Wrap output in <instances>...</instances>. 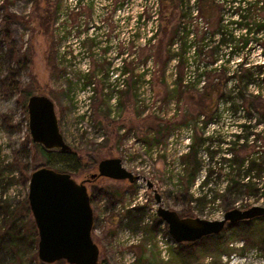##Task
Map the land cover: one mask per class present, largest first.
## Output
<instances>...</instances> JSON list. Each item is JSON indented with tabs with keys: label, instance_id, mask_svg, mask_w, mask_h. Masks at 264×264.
Masks as SVG:
<instances>
[{
	"label": "rangeland",
	"instance_id": "obj_1",
	"mask_svg": "<svg viewBox=\"0 0 264 264\" xmlns=\"http://www.w3.org/2000/svg\"><path fill=\"white\" fill-rule=\"evenodd\" d=\"M192 5V0H0V236L12 224L8 216L30 227L35 222L28 209L29 181L36 168L49 163L31 138L26 92L45 93L55 102L66 141L85 160L84 168L70 172L77 181L110 157H120L141 175L134 183L101 178L89 185L100 264H264V219L227 224L192 246L176 243L157 214L154 189L163 206L184 216L214 220L236 207L264 206V165L261 179L256 173L248 178L239 163L232 168L223 159L233 158L231 141L239 139L240 125H253L256 139H240L236 146L239 162L264 163V108L252 104L257 94L250 90L259 87L264 101V82L245 86L242 79L263 58V35L255 34L240 67L227 43V67H213L204 79L203 58L192 57V45L202 46L207 23L235 28L240 5L199 0L202 12ZM255 12L249 10L248 17ZM242 36L249 34L243 29ZM192 63H198L194 72ZM220 133L215 142L223 153L217 160L203 147L197 151L201 166L182 159L188 139ZM211 165L213 182L203 187ZM252 183L262 186L257 193L249 190L256 188ZM115 193L120 196L113 198ZM2 242V264H45L38 243Z\"/></svg>",
	"mask_w": 264,
	"mask_h": 264
},
{
	"label": "water",
	"instance_id": "obj_2",
	"mask_svg": "<svg viewBox=\"0 0 264 264\" xmlns=\"http://www.w3.org/2000/svg\"><path fill=\"white\" fill-rule=\"evenodd\" d=\"M28 126L33 142L45 150L71 151L60 127L55 102L45 93L28 96ZM105 177L134 183L140 174L126 168L120 157L102 159L97 172L77 181L70 172L48 165L36 168L29 181L28 200L38 229V257L47 264L65 260L69 264H100V248L92 236L94 209L87 183ZM149 188L154 189L149 182ZM159 204L157 214L169 228L176 243L196 242L220 234L227 224L264 216V206L233 208L221 219L183 216L162 204L160 193L154 189Z\"/></svg>",
	"mask_w": 264,
	"mask_h": 264
},
{
	"label": "trees",
	"instance_id": "obj_3",
	"mask_svg": "<svg viewBox=\"0 0 264 264\" xmlns=\"http://www.w3.org/2000/svg\"><path fill=\"white\" fill-rule=\"evenodd\" d=\"M259 1H256V3H250V7L248 8V10L250 8H255L258 6ZM245 15V14H244ZM16 15H11V17H14ZM261 26V25H260ZM179 81V79H178ZM12 84L13 87L18 89L20 87L18 81H16L14 78H12ZM27 93V97L31 94L30 92H26ZM243 96V94H242ZM245 96V95H244ZM257 97L252 99V104L255 105L256 107H259L260 109L264 108V101L262 99L259 98L260 95H256ZM226 98H229L228 96H226ZM235 106V105H233ZM244 108H246V104L242 105ZM248 131V130H247ZM244 136H246V139H248L247 135H245V133L243 134ZM242 135V136H243ZM217 137H221V133L216 134V135H209L207 137H198L196 142L193 141L191 144V149L189 150L190 152H187L185 154V156H183V160L184 161H188L189 165H192V161L194 162L192 166L195 167V164L200 165L201 166V161L199 160L198 156H197V151L199 149V147H203L207 152H209L211 154V160L215 161L218 158L216 156L221 155V153H223V148L220 146V144H218L217 142H215V140L217 139ZM238 138L239 139H234V141H231V147H233L232 149L235 151V154L231 152L232 157L233 158H226L224 157V160H228L229 162L233 163V167L238 164L240 168H238V170L244 171L245 176H247L248 178H252V173H256V178L261 179L262 178V164L264 165L263 162L259 163L255 160H251L246 162V159L243 158L240 162H239V157H238V150L236 149V146H238V144H240V138H241V134H238ZM218 144V147L216 146V144ZM35 146L37 148H40L42 150H44V154L47 157V161L49 163L48 166L53 167L59 171H67V172H75L78 171L82 168H84L86 166L85 160L83 158H81V156H79V154L74 151H60V150H51V151H47L45 150L42 146H40V144L38 143H34ZM245 147L244 144H241V147ZM254 170L257 172H254ZM193 173V172H192ZM213 166H210V169L208 171V174L206 175V177L203 180V187L204 186H208V183L213 182ZM231 181V179H230ZM232 182H234V180L232 179ZM234 184L238 185V182ZM253 184V183H252ZM255 185V186H254ZM260 183H255L253 184L254 187H256L255 189H251V186H249V190L253 191V193H257L262 186H259ZM112 197H119L120 194L119 193H115V194H111ZM113 197V198H114ZM213 201L216 199V196H214ZM91 201L93 202V197L91 198ZM28 203V200H27ZM10 208V205H8ZM8 206H6V208H8ZM3 208V207H1ZM5 208V207H4ZM28 209H30V205H28ZM5 212H8L7 210ZM9 214V213H8ZM7 214V215H8ZM184 216V215H183ZM188 216V215H187ZM11 218L12 220V224L9 226L8 230L6 231V233L2 234L0 236V249L4 247V243L2 241H4L5 239L8 238V240L10 241L11 244H14L16 241H26L29 242L30 244H36L38 243L39 240V235H38V229L36 227L35 222L33 223V225L30 227L26 222H24L23 218L22 219H14V217L12 216H8L7 218ZM6 218V219H7ZM264 217L260 216V217H256L254 219H251L252 221L254 220H263ZM141 220L140 219H136L137 223ZM251 220H246V221H240L234 224H231L235 226H237L238 224H242V223H247L250 222ZM215 235H210V236H206L204 238H202L201 240H198L196 242H185V243H181V245H192L195 246L196 244H199L201 242H203L206 239H212L214 238ZM2 240V241H1ZM2 242V243H1ZM3 246H2V245ZM38 246V244H37ZM36 259H37V255H35ZM40 263V262H39ZM0 264H2V262H0ZM42 264V263H40ZM47 264V263H45ZM51 264H69L67 263L65 260H60L57 261L55 263H51Z\"/></svg>",
	"mask_w": 264,
	"mask_h": 264
},
{
	"label": "built area",
	"instance_id": "obj_4",
	"mask_svg": "<svg viewBox=\"0 0 264 264\" xmlns=\"http://www.w3.org/2000/svg\"><path fill=\"white\" fill-rule=\"evenodd\" d=\"M188 1H190V0H188ZM227 1H230V0H227ZM235 1L240 5V8L237 9L238 15H237V19L235 20V28H231V23H230L229 26L227 25V23L224 24V26H223L224 28H222L223 35H224V37L226 39L225 43L224 42H220L218 37H215L212 42L209 41L210 28H209L208 23H207V25H205L204 29H203L204 30V39L203 40L204 41L202 42V46H198L197 44H193L192 45V54H193L192 57L197 59L198 55H201L202 58H203L202 61H201V65L199 67L201 69H199V70L201 71V77L204 78V79L206 77V73L211 71L213 67L215 69L218 68V70H219L223 66H225L224 64L226 63V56L224 55V50H225L224 46L226 47L227 43H229L231 45L232 56H235V57L238 56L237 58L239 60L237 59L238 60L237 65H238V67H240L246 61L245 58H244V55L248 56L249 45L251 46V49L254 48V44H255L254 41H255V36H256L255 34L257 32L261 31V33L263 35L262 36L263 37V41H264V19H262L263 22H258V19H257V16L262 15V12L260 13V8L261 7L263 8V6L260 5V4H264V0H260L259 1L260 4H258L257 7L249 9L250 11H254V10L256 11L255 14L252 17H250V18L247 15L248 11H249L248 8L250 7V3H256V1H258V0H250L249 5L247 3L248 0H235ZM192 3H193V0H192ZM227 3H230V2H227ZM195 7H196V5H195ZM203 21H205V20H202L201 22H203ZM193 28H194V26L192 27L191 36L194 38L195 37V31H194ZM227 29L230 32H232L233 35H229L226 32ZM243 29L245 30V34L246 35L249 34V36L244 37V39H242L243 38V36H242ZM233 30H238L237 31L238 34H237L236 37H235V35L233 33L234 32ZM249 37H250V41H249ZM231 41H235V43L236 42H242V44H235L234 46H232ZM212 44L215 46V50H214L213 54H210V47H211ZM260 52H261V55H262L263 58L260 61L256 60L255 62H253L254 66L256 67V69L252 68L248 72L247 75H244L242 77L243 83L245 84V86H247L249 83L252 84V85H257V84L259 85V84L264 82V43L260 45ZM229 54L230 53H228L226 55L229 56ZM212 57H214L215 59L212 58ZM223 58H225V59H223ZM218 59H221V60L218 61ZM191 62H193L192 59H191ZM197 65H198V63L197 64L192 63L190 66L192 68L193 67L196 68ZM225 67H227V66H225ZM194 68L192 69V72L195 71ZM227 70H228L229 74H232L231 73L232 71L230 69H227ZM178 79H177V81H178ZM231 79H233V76H232ZM238 85L239 84L235 83L234 86L236 88H238ZM239 89L240 88H238V90ZM250 90H251L252 93L260 95V96H262L261 94H263V93L260 92L259 87L252 88ZM240 93L244 94L243 91L240 92ZM237 95H239V94H237ZM227 96H229V95H227ZM233 107L235 108L234 109L235 111L238 110V108L236 106H233ZM252 129L254 130V132H252ZM242 130H244V131H242ZM236 132H237V133H235L236 137H238V134H241V138L240 139L246 138V136L243 135L244 133H245V135H247L248 139H250V136H252L253 140H255L256 139L255 137H257V135H258L257 129L254 128L253 125L250 126V129L246 125L241 126L240 130H238ZM262 133H264V131H262ZM187 142H188V147H187L186 153L191 149V144H192L193 141H190L188 139ZM137 174H139V173H137Z\"/></svg>",
	"mask_w": 264,
	"mask_h": 264
},
{
	"label": "flooded vegetation",
	"instance_id": "obj_5",
	"mask_svg": "<svg viewBox=\"0 0 264 264\" xmlns=\"http://www.w3.org/2000/svg\"><path fill=\"white\" fill-rule=\"evenodd\" d=\"M198 3L197 4H195L194 2H195V0H193V5L191 6V7H195V5H198V11H200V12H202L203 11V8L201 7V5H199V0H196ZM206 1H212V0H206ZM192 8V9H193ZM210 17V16H209ZM219 17H220V15H219ZM212 20H210V22H211ZM214 21V20H213ZM211 23H209V28H210V33H209V35H210V38H209V41L210 42H212L213 41V38H215V37H218L219 38V41L220 42H224L225 43V37H224V35H223V30H222V28H224L223 26H224V24H221V26H217V27H213V26H211L210 25ZM214 50H215V46L212 44L211 45V47H210V54H213L214 53ZM212 58H214V57H212ZM215 59V58H214ZM216 70V69H215ZM210 72V71H209ZM224 78H227V77H225V76H223ZM218 79H219V81H222V77L220 76V77H217ZM241 126H244V125H241ZM255 128V127H254ZM88 177V176H87ZM86 177V178H87ZM86 178H84V179H86ZM101 178H105V177H101ZM101 178H98V179H96L95 181H91V182H88L87 183V185H88V188H89V185H92V184H95L99 179H101ZM83 179V180H84ZM89 193H90V191H89ZM90 197H93V194L91 195L90 194Z\"/></svg>",
	"mask_w": 264,
	"mask_h": 264
}]
</instances>
